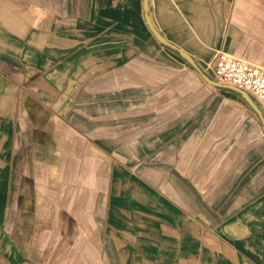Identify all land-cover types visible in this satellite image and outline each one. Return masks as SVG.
Masks as SVG:
<instances>
[{"label":"crops","instance_id":"obj_1","mask_svg":"<svg viewBox=\"0 0 264 264\" xmlns=\"http://www.w3.org/2000/svg\"><path fill=\"white\" fill-rule=\"evenodd\" d=\"M148 14L204 71L217 53L264 66V0H149ZM6 92L18 98L19 129L12 119L0 139L23 138L17 164L32 133L38 145L48 139L28 123L45 122L60 145L58 169L35 162L43 187L72 172L65 156L91 158L89 202L95 188L106 192L97 248H81L88 264H264L261 120L158 41L144 0H0V127ZM4 155L0 147V264H70L47 243L42 257L16 229ZM101 155L116 158L108 170Z\"/></svg>","mask_w":264,"mask_h":264},{"label":"rangeland","instance_id":"obj_2","mask_svg":"<svg viewBox=\"0 0 264 264\" xmlns=\"http://www.w3.org/2000/svg\"><path fill=\"white\" fill-rule=\"evenodd\" d=\"M201 70L214 79L208 66L206 71ZM7 96V92L4 93V100L1 102L3 110L7 113L6 117H4V125L0 127V130L4 131L5 136L11 131L12 119L14 120L13 128L15 130L19 129L18 98H16V101L7 100ZM39 108L42 112L45 111L40 106ZM261 109L264 112L262 107ZM45 124L44 122L41 128L38 129L33 123H28L27 130L30 132H35L36 130L44 133L48 139L46 143L38 145L40 143L37 144L36 135L32 133L28 138V150H26V154L21 156L18 164L16 163V158L24 149L25 141L23 138H20L17 133L13 139H0V147H4L5 153L4 181L6 183V206H9L14 212L16 216L15 227L18 231L21 229L23 239L26 242L29 241L32 249L37 250L39 254L41 253L42 257L44 255L45 244L47 243L49 249L52 247L54 256H60L61 252L62 254L68 253L70 264H88L87 259L84 257V251L81 248L87 246L92 247V249L93 247L97 248L98 232H103V198L106 191L101 189L97 194V189L95 188L94 194L97 201L94 200V204L93 202H89V200L92 201L91 194L94 189L88 186L91 183L90 180L93 179V175L96 177V171L94 170L93 173L91 170L92 168L94 169L93 165L90 164L91 158L89 156L81 157L80 155L65 156V159H67L66 163L71 161L73 163L72 172L67 174L63 171H55V177L51 182L54 186L52 188L42 186L44 174L41 176L36 175L35 162H38L44 170L50 169V167L55 169L60 165L56 160L55 154L56 152L59 153L58 151L60 150H57L56 147L60 145L57 140L51 141L50 135H53L51 133L52 130L47 129ZM261 129L264 133L262 122ZM47 152H52L53 157L47 155ZM57 155L58 158L61 157V154ZM61 158L63 161L64 157ZM98 159L107 163V170L113 165L114 160H116L113 156H109L107 159L103 155L98 157ZM46 164L48 165L46 166ZM72 183L79 184L80 186H68ZM39 185L40 187H38ZM61 185L63 186L61 187ZM78 189L82 193L77 198L78 204H74L73 207L71 202L74 200L75 194L77 195ZM51 190L53 192L52 197L49 196V194L51 195ZM39 193H41V197L43 196L44 205L48 207L47 213L38 212V203L35 200V196H40ZM22 196H26L27 203L21 202ZM51 207L53 209L50 210ZM86 216L87 218H85ZM89 224L91 225L90 227ZM198 261V264H200V260Z\"/></svg>","mask_w":264,"mask_h":264},{"label":"built area","instance_id":"obj_3","mask_svg":"<svg viewBox=\"0 0 264 264\" xmlns=\"http://www.w3.org/2000/svg\"><path fill=\"white\" fill-rule=\"evenodd\" d=\"M208 69L216 81L245 90L264 109V66L217 53Z\"/></svg>","mask_w":264,"mask_h":264},{"label":"water","instance_id":"obj_4","mask_svg":"<svg viewBox=\"0 0 264 264\" xmlns=\"http://www.w3.org/2000/svg\"><path fill=\"white\" fill-rule=\"evenodd\" d=\"M148 10H149V0H144V11H145V18L146 21L151 29V31L153 32V34L155 35V37L158 39L159 42H161L162 44H164L167 47H170L171 49L176 50L178 53H180L182 55V57H184L189 63H191L194 67H196V69L200 72V74L202 75V77L211 85L214 86H219V87H225L231 90H234L236 92H238L244 99L245 101L254 109V111L258 114L263 126H264V112L262 111L260 105L243 89H240L236 86H232V85H228V84H223L221 82H218L214 79H212L211 77H209L206 73H204L200 67H198V65L196 64V62L194 61V59L185 51H183L182 49L177 48L175 45L171 44L168 40H166L153 26V24L150 21L149 18V14H148Z\"/></svg>","mask_w":264,"mask_h":264},{"label":"bare ground","instance_id":"obj_5","mask_svg":"<svg viewBox=\"0 0 264 264\" xmlns=\"http://www.w3.org/2000/svg\"><path fill=\"white\" fill-rule=\"evenodd\" d=\"M226 55V54H225ZM226 56H229V57H235V56H232V55H226ZM247 60V59H246ZM251 63V62H250ZM253 64V63H252ZM255 65V64H254ZM257 66H261V65H257Z\"/></svg>","mask_w":264,"mask_h":264}]
</instances>
